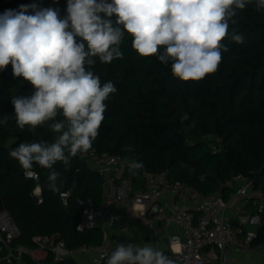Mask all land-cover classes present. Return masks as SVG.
I'll return each instance as SVG.
<instances>
[{
    "label": "trees",
    "instance_id": "1",
    "mask_svg": "<svg viewBox=\"0 0 264 264\" xmlns=\"http://www.w3.org/2000/svg\"><path fill=\"white\" fill-rule=\"evenodd\" d=\"M32 4L38 9L58 8L61 18L67 15V0H0V14ZM237 19L233 27L243 34L244 43L224 40L228 51L222 53L218 70L201 81H181L156 57L139 56L127 35L120 46L123 59L103 64L93 58V73L102 84L112 81L117 91L106 101L105 119L92 148L142 161L144 167L136 175L129 172L136 189L143 184V172H152L167 173L171 182L185 183L204 194L220 192L224 198L230 194L226 182L233 175H243L264 193V10L249 5ZM31 94L32 86L13 76L11 64L0 70V118H8L0 124V213L7 211L19 230L11 245L32 250L34 237L48 236L55 243L64 241L69 250L99 246L106 233L102 226L77 228L84 208L81 202L90 200L102 209L104 201L102 178L81 155L72 159L67 170L62 163L54 165L59 192L48 188L49 170L34 165L39 177L28 178L9 156L19 143L52 141L56 135L48 126L51 121L34 131L16 126L11 99ZM183 114L187 120L180 119ZM208 137L220 140L219 150H212L215 142L207 141ZM126 145L134 151H125ZM64 192H70L66 199ZM257 232L254 247L264 245V213ZM45 261L77 264L73 257L56 261L51 251ZM23 262L37 264L26 254Z\"/></svg>",
    "mask_w": 264,
    "mask_h": 264
},
{
    "label": "clouds",
    "instance_id": "2",
    "mask_svg": "<svg viewBox=\"0 0 264 264\" xmlns=\"http://www.w3.org/2000/svg\"><path fill=\"white\" fill-rule=\"evenodd\" d=\"M264 0H67V15L58 8L35 4L0 14V70L9 64L14 77L32 86L30 96L12 97L16 126L35 130L48 122L52 141L19 143L9 152L28 177L34 165L49 170L48 188L59 192L58 162L65 170L78 155L87 154L105 119L106 101L117 91L112 81L101 83L91 67L123 59L125 36L141 57H156L173 77L201 81L218 70L223 43H244L235 27L238 15ZM29 9L32 14H27ZM114 18V19H113ZM62 116V119H57ZM180 119L187 120V114ZM7 117L0 118L6 124ZM131 152V146H125ZM144 167L132 160V175ZM95 264H176L159 248L146 243L118 244Z\"/></svg>",
    "mask_w": 264,
    "mask_h": 264
},
{
    "label": "built area",
    "instance_id": "3",
    "mask_svg": "<svg viewBox=\"0 0 264 264\" xmlns=\"http://www.w3.org/2000/svg\"><path fill=\"white\" fill-rule=\"evenodd\" d=\"M220 140L210 146L213 151L220 149ZM82 160L102 178L104 201L99 209L92 201L84 205L78 230L102 226L105 231L122 227L128 231L136 214L143 217L149 232L157 234L158 228H178L181 232L169 233L168 248L161 249L176 264H238L231 253L253 252L264 245L253 246L262 223L264 213V193L249 177L233 175L225 186L230 190L229 198L220 192L204 194L182 182H171L167 173L143 172V184L136 189L129 176L128 165L132 161L117 154L98 153L92 148L81 155ZM36 177H28L37 179ZM35 194L41 199V188ZM172 198L166 204L164 197ZM64 199L70 192L61 193ZM169 207L170 210L166 207ZM137 217V216H136ZM19 236V230L7 211L0 213V264L4 260L10 264H20L15 260L29 255L37 264H51L39 255L51 251L55 260L77 255L96 254L97 260L110 254L118 244H136L133 236L107 238L99 246L83 245L69 250L64 241L55 243L48 236H36L35 249L22 245H11V240ZM38 254V256H35Z\"/></svg>",
    "mask_w": 264,
    "mask_h": 264
},
{
    "label": "crops",
    "instance_id": "4",
    "mask_svg": "<svg viewBox=\"0 0 264 264\" xmlns=\"http://www.w3.org/2000/svg\"><path fill=\"white\" fill-rule=\"evenodd\" d=\"M164 201L167 204H170L172 202V198L169 194H166L164 197ZM170 210V208L167 206ZM141 214V213H140ZM136 214L132 221V227L130 230L126 231L122 227H114L110 230H107L105 233V237L107 238H124L133 236L137 243L140 246H144L146 243L151 244V246L155 248H161V249H167L168 248V235L169 233H179L181 232L180 229L174 227L170 229H164L159 227L157 234L149 232V230L146 227V223L143 217H140ZM166 233V239L162 242V237L159 233ZM35 256H38V254H35ZM48 255H39V257L46 258ZM231 257H233L238 264H264V248L255 249L253 252H233L230 254ZM77 264H95L97 261V255L96 254H87V255H77L73 257ZM16 262H19L20 264H24L23 257L21 261L15 260ZM3 264H10V261L4 260Z\"/></svg>",
    "mask_w": 264,
    "mask_h": 264
},
{
    "label": "rangeland",
    "instance_id": "5",
    "mask_svg": "<svg viewBox=\"0 0 264 264\" xmlns=\"http://www.w3.org/2000/svg\"><path fill=\"white\" fill-rule=\"evenodd\" d=\"M206 140L209 141V142H212V141L215 142V139L214 138H211V137H208ZM159 234L161 235V237H162L161 239H162V242H163L164 239H166L165 238L166 237V233H163V232L161 233L160 232Z\"/></svg>",
    "mask_w": 264,
    "mask_h": 264
}]
</instances>
